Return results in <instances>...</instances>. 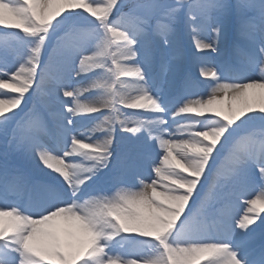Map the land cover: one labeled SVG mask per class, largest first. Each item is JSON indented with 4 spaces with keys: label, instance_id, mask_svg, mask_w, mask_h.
Segmentation results:
<instances>
[{
    "label": "snow or ice",
    "instance_id": "obj_1",
    "mask_svg": "<svg viewBox=\"0 0 264 264\" xmlns=\"http://www.w3.org/2000/svg\"><path fill=\"white\" fill-rule=\"evenodd\" d=\"M0 143V264H264V0H0Z\"/></svg>",
    "mask_w": 264,
    "mask_h": 264
},
{
    "label": "rangeland",
    "instance_id": "obj_2",
    "mask_svg": "<svg viewBox=\"0 0 264 264\" xmlns=\"http://www.w3.org/2000/svg\"><path fill=\"white\" fill-rule=\"evenodd\" d=\"M2 147H3V145H2V143H0V151H2ZM237 210L240 212V214H242L243 211L245 210V209L243 208V206H242V202H241V206L238 207Z\"/></svg>",
    "mask_w": 264,
    "mask_h": 264
}]
</instances>
